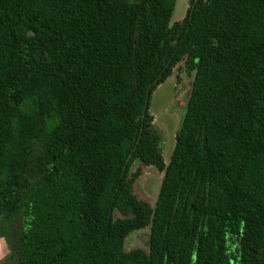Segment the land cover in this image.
<instances>
[{
  "label": "trees",
  "instance_id": "trees-1",
  "mask_svg": "<svg viewBox=\"0 0 264 264\" xmlns=\"http://www.w3.org/2000/svg\"><path fill=\"white\" fill-rule=\"evenodd\" d=\"M173 1L0 0L4 264H264V0Z\"/></svg>",
  "mask_w": 264,
  "mask_h": 264
},
{
  "label": "water",
  "instance_id": "water-1",
  "mask_svg": "<svg viewBox=\"0 0 264 264\" xmlns=\"http://www.w3.org/2000/svg\"><path fill=\"white\" fill-rule=\"evenodd\" d=\"M187 1L188 0L173 1L169 17L170 22L181 19L184 16ZM174 85L175 82L172 75L161 81L151 92L149 97V106L147 109L149 115L153 118V124L161 131L163 136L161 145L162 156L165 161H168V158L173 150L174 132L180 122V116H178V112L176 111V108L179 106L176 104L173 94ZM145 100H147V97ZM148 177L149 178L146 177L147 180L145 181L143 190L150 193L151 197L155 199L159 192V180L154 175ZM137 236L145 243V245H148L149 237L147 233L141 232Z\"/></svg>",
  "mask_w": 264,
  "mask_h": 264
},
{
  "label": "rangeland",
  "instance_id": "rangeland-1",
  "mask_svg": "<svg viewBox=\"0 0 264 264\" xmlns=\"http://www.w3.org/2000/svg\"><path fill=\"white\" fill-rule=\"evenodd\" d=\"M179 75H181V73H179ZM182 82L185 84L189 78L187 77H182ZM187 91L186 87H182V90L177 94V99H176V103L177 105L180 107H177L176 108V111L178 112V116H180L181 118V114L183 112V109L181 108L183 106V102H184V99H183V94ZM136 165H134L133 167H135ZM143 172L144 174H147V176H151L153 175L152 174V170L147 168V167H144L143 169ZM134 191L133 193L136 194L137 196L140 195L139 197L145 201H149L148 198H147V195L145 193H143V190L141 189V187L138 186V184H134ZM136 186V187H135ZM115 217H118L119 215L117 213H115L114 215ZM131 239H135V236L134 237H127L125 239V242H124V247L126 249H130V248H133V247H138L139 245L137 243H135L134 241L132 243L131 242ZM140 247V246H139ZM9 254V249H8V245H7V242L5 240L4 237L0 236V264H4L5 263V257Z\"/></svg>",
  "mask_w": 264,
  "mask_h": 264
},
{
  "label": "flooded vegetation",
  "instance_id": "flooded-vegetation-1",
  "mask_svg": "<svg viewBox=\"0 0 264 264\" xmlns=\"http://www.w3.org/2000/svg\"><path fill=\"white\" fill-rule=\"evenodd\" d=\"M188 2V1H187ZM175 87H176V84L174 85V89H173V93H175ZM177 96V95H176ZM142 172H143V170H142ZM146 175V176H145ZM142 176H145V178H142ZM149 176V175H148ZM147 176V174H143V175H141L140 177H138V179H137V181H136V185L138 184V186L139 187H141V189L143 190V188H144V185H145V181L147 180V178H149ZM154 176H156V175H154ZM147 177V178H146ZM157 177V176H156ZM144 191V190H143ZM145 192V191H144ZM145 193H147L149 196H151L150 195V193H148V192H145ZM138 235V234H137ZM136 235V237L139 239V237ZM140 240V239H139ZM140 243H141V245H143V246H145V243L144 242H142L141 240H140Z\"/></svg>",
  "mask_w": 264,
  "mask_h": 264
}]
</instances>
